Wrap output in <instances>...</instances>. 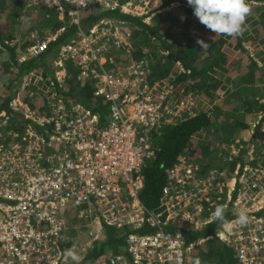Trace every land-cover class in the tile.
<instances>
[{
	"label": "built area",
	"instance_id": "obj_1",
	"mask_svg": "<svg viewBox=\"0 0 264 264\" xmlns=\"http://www.w3.org/2000/svg\"><path fill=\"white\" fill-rule=\"evenodd\" d=\"M23 1L46 6L69 23H77L92 7L123 11L124 5H130L118 0ZM108 22L104 19L101 24ZM62 30H44L19 60L39 56ZM77 35L80 40L73 36L61 46L54 63L63 76L61 81L54 77L62 82L67 76L64 62L76 59L77 79H96L94 95L106 111L67 105L58 97L49 103L50 114L44 115L17 97L10 106L22 115V130L12 127L6 112H0V264L73 263L66 258V251L76 247L74 227L65 221L70 204L83 208L78 211L80 218H91L84 224L88 240L77 251L80 261L93 241L104 238V224L130 228L124 232L122 250H106L83 264H193L199 259L194 249L213 240L233 253L230 264H264V160L243 161L241 170L237 164L227 201L220 203L230 214L227 221L246 211L247 225L233 224L231 230L220 225L214 234L187 242L185 231L199 229L198 224L190 225L191 215L207 204L214 182L224 180L221 172L196 179L198 168L181 157L166 170L157 210H148L139 197L141 169L154 154L155 138L164 127L191 115L184 111V99L172 95L165 82L150 85L144 56L115 70L104 69L105 60H99L103 45L97 43L103 35L99 25ZM151 228V232L142 230Z\"/></svg>",
	"mask_w": 264,
	"mask_h": 264
},
{
	"label": "trees",
	"instance_id": "obj_2",
	"mask_svg": "<svg viewBox=\"0 0 264 264\" xmlns=\"http://www.w3.org/2000/svg\"><path fill=\"white\" fill-rule=\"evenodd\" d=\"M127 1L136 3L139 0H118L120 5ZM161 2V8L168 7L173 3L179 5L175 7L176 10L173 12L154 15L150 23L145 22L142 17L124 13L120 8L103 10L95 7H92L88 13L83 14L77 23H69L66 16L59 20L56 11L43 6L39 8L41 9L39 19L33 21L34 27L27 26V28H31L30 31L33 30L38 35H41L47 29L63 28V30L57 39L50 42L46 50L39 56L25 58L20 61L15 52L16 43L13 45L8 43L13 37L9 35L10 33L4 35L1 29H4L7 23L15 25L20 21L22 18L20 12L23 10L25 3L23 0H0V46L9 53L5 61H2L0 56V76L10 68L15 69L16 73L14 79L8 78V81L0 82V85H6L5 90L0 92V112H6L12 122L11 126L18 127L21 130L24 128L25 121L20 113L11 108L10 103L12 100L11 91L16 90L17 83H21L24 76L29 79L35 76L36 81L30 90L32 94L24 96L22 93L21 99L30 109L41 114L49 115V103L55 101L58 97H61L67 105L79 103L94 112L106 111L107 106H102L101 98L94 95L96 79L88 78L84 81L77 79L79 67L76 64V59H67L64 62L67 76L62 82L56 80L51 64L48 62L50 58H56L61 46L71 37L76 36L78 33L88 34L89 30L103 19L116 21V23L120 22L121 27H127L129 31L127 41L132 45L131 49H127L128 47H125L123 43L118 42L114 37H104V46L99 53L100 57L106 59L103 68L115 70L126 65L132 59L142 56L148 59L149 56L145 55V51L153 52V56H150L153 57L151 68H149L151 69V76L163 78L170 73L166 81L175 92L181 91V97L188 93L195 95L204 93L213 97L216 89L225 87L227 78L225 74L227 76L236 75L240 70H244L241 88L231 92L226 90V94L228 92L226 100L234 98L238 106L230 104L231 111L228 113L220 112L218 108L214 107L215 112L212 116L205 112L192 114L176 124L164 127L155 138L154 154L146 160L141 169L143 181L139 197L148 210H157L159 207L161 189L166 182L167 169L173 167L181 157L188 161H194L195 155L205 154L206 148L210 147L205 138L214 133L227 132L231 127L238 130H247L249 118L255 112L254 106L258 105L259 109L264 110V103H259L258 98L254 99L256 93L251 89L257 83H264V69L259 67L253 58L248 57V54L244 55L246 61H242V57L233 58L231 56L233 52H230L226 46V44L229 46L235 43V49H240L241 35L235 37L216 36L214 32L199 22L198 18L193 15L192 7L187 6L185 0H161ZM248 2L262 3L264 0H248ZM65 5L67 6V4ZM66 6L64 7L67 8ZM182 16L185 19L181 20ZM260 22L264 27V13L261 14ZM26 23L28 24V21ZM198 38L204 40L210 47L203 50L196 43ZM160 50L166 54L159 53ZM240 51L246 52L242 48ZM236 56L239 57L238 54ZM171 61H176L179 65L173 68ZM94 66H96V63H94ZM38 70L39 72H37ZM249 88L253 91L252 93H249ZM246 90L247 92H245ZM256 129L255 132H258L259 126ZM253 136V134L250 136L249 141L252 140ZM214 137V139H217L216 135ZM225 140L229 142L227 138ZM244 151L245 149H239L226 162L218 164L217 170L225 173L224 177L232 173L237 164L240 165L241 170L244 164L242 156ZM223 155L225 153L221 151V156ZM255 162L252 161L251 164H255ZM209 165L201 161L199 164L200 170H198L200 176H203V173L205 174L206 170L209 169ZM66 214V220L79 221L74 214ZM229 218L230 214L226 210L225 219L228 220ZM220 225L221 222L214 219L198 230L185 231L186 241L190 242L214 234ZM81 227L79 226L75 230L76 243L83 241L80 236ZM171 228L174 229L175 227L171 226ZM124 229L119 230L104 224V238L100 241H93L91 248H87L80 264L85 263L86 260L94 261L106 250L113 252L122 250L125 238L124 232L130 231V228ZM142 230L151 232L152 228ZM214 241H208L207 245L203 244L195 248L193 251L194 257H207L211 254L214 250ZM231 256V253L228 252L226 261L230 262L232 260ZM71 264H75V262Z\"/></svg>",
	"mask_w": 264,
	"mask_h": 264
},
{
	"label": "rangeland",
	"instance_id": "obj_3",
	"mask_svg": "<svg viewBox=\"0 0 264 264\" xmlns=\"http://www.w3.org/2000/svg\"><path fill=\"white\" fill-rule=\"evenodd\" d=\"M130 2V5L126 4L124 5L123 11L124 13H129L131 15H136L139 17H142L145 22L150 23L151 19L154 15H160V13H170L176 10V6L179 5L178 3H173L169 5L168 7L161 8V0H139L138 2ZM251 7V14L247 17L246 22H245V32L241 35V48L245 50L246 52H241L240 49H235V43L231 44L228 46L227 49L232 53L233 58H240L242 57V61H246L244 58V55L248 54V57L253 58L257 65L264 69V27L261 24V14L264 13V2L262 3H251L248 2ZM185 4H187V0H185ZM40 5H27L26 3L24 4L23 10L20 12V16L22 15V18L18 23L15 25H9L8 23L5 25L4 29L2 28L1 31L4 33V35H11L12 40L8 42L10 45H13L16 43V49L15 52L17 53L18 58L20 59L21 56L26 54L27 48L29 47V44H32L35 42L37 38H39L40 35H38L36 32L33 30L30 31L31 28H27V26L34 27L33 21H37L39 19V11L41 9ZM122 11V12H123ZM28 21V24L26 23ZM119 23V24H118ZM116 23V21H110L108 23H105L106 25L102 26V33L100 39L97 40V43L100 45L104 46V37H114L118 42H121L125 45V47H128L127 49H131L132 45L129 43L128 36H129V31L127 27H121L120 22ZM166 23V22H165ZM255 23V24H253ZM164 24V23H163ZM29 30V31H28ZM75 40H80L78 38V35L75 36ZM76 41V42H77ZM95 45V44H94ZM98 45V46H100ZM97 47V46H95ZM94 46L93 48L96 49ZM97 51V50H96ZM101 51V48H100ZM236 54L239 55L236 56ZM0 56L1 60L5 61L9 53L3 49L0 46ZM125 58V57H124ZM123 58V59H124ZM100 63H103L105 57H101ZM1 61V62H2ZM54 58L49 59V64H51L54 76H56L60 81L63 76V71L59 69L55 63H54ZM151 61L152 59H148V66L151 68ZM242 63V62H241ZM230 64V62H229ZM243 65V63H242ZM123 65L122 67H124ZM233 68V67H231ZM39 72V70L37 71ZM151 72V69H149V73ZM238 72V71H237ZM15 69L10 68L8 71H5L4 74L0 76V82L2 83L3 81L6 82L8 81V78L14 79L15 76ZM170 74V73H169ZM168 74V76H169ZM239 74V75H238ZM31 76V75H30ZM166 76V77H168ZM35 77V76H34ZM34 77L29 79L27 76L23 77V80L21 83H17L16 85V90L11 91L12 99L19 97V99L22 101V93L24 96H30L32 94V91H30L33 87L34 84ZM226 83L224 88H219L214 91V96H207L204 93L200 94H192L188 93L181 99H184V111L190 112L192 114H196L198 112H205L208 115H213L215 112L214 107L218 108V110L221 112H230L231 107L230 104L233 106H238L237 101H235L234 98L231 100H226V90L231 92L232 90H239L241 88V79L244 77V70H240L236 75H226ZM165 84L168 87V89L171 91L172 95H178L181 94V91L175 92L173 88L171 87L170 84L167 83L165 80ZM0 83V84H1ZM13 84H15L13 82ZM6 88V85L2 86L0 85V92L4 91ZM15 88V87H14ZM250 89V88H249ZM254 90L255 98H258V102L264 103V83H257L256 86L251 88ZM250 89V90H251ZM248 90V89H247ZM247 90L245 92H247ZM249 90V93H252L253 91ZM224 99V100H223ZM219 103L220 101H222ZM255 107V112L251 114L248 124L249 127L247 130H238L237 128L231 127L227 132H217L212 134L211 136H207L208 138H205V141L208 142L210 147L206 148L205 154L201 155H195L193 160L194 161H188L190 164L193 166L197 167L198 170H200L199 164L201 161L204 164H210L208 167L209 169L206 170L205 174H209L211 171L217 170V165L220 163L226 162V160L229 159L230 156H233L235 153L238 152L239 149H245V151L242 153L243 156V161L248 162V161H263L264 158L261 156V150L264 145V110L259 109V106H254ZM219 112V113H220ZM239 113V112H237ZM259 126V131L255 132L257 129L256 127ZM219 134V135H218ZM254 135L252 140L249 141V138L251 135ZM217 136V139H214V136ZM214 137V138H213ZM225 138L229 140V142H226ZM221 151L225 153V155L221 156ZM224 172V171H222ZM222 176L224 177L225 173H221ZM204 175V173H203ZM246 178H248V175H245ZM196 174V179H199ZM221 177V176H220ZM231 177V173L226 175L224 177V180L220 178L214 184L212 185V190L211 194L209 195V200L207 204H203L201 206V212L192 213V223L190 225L193 227L195 224H198L199 229L202 227L203 222L214 218L212 216V213L215 210V207L220 205V203H225L227 201V190H228V183ZM250 177V174H249ZM223 183V184H222ZM206 205V206H205ZM69 208L67 211H69L72 214H75L78 211H83V208H77L72 206L71 204L68 205ZM79 217L80 214L78 213ZM64 216V214H63ZM65 219V218H64ZM78 220L81 219V221L77 220H66V223L69 224L70 227H76L79 228V226H82L80 229V236L83 238L82 240L85 242V234L84 232V224L85 222H90V217L85 215H82L81 218H76ZM82 224V225H81ZM75 228V230H76ZM208 242H205L204 245H207ZM77 246H80L77 244ZM221 247V248H220ZM198 248V247H197ZM213 248L214 250L212 251L211 254H209L207 257H199V260L201 261V264H230L228 261H226V256L227 253L230 252V250L225 247L222 243L219 241L215 240L213 243ZM206 252V251H205ZM231 255L233 253L231 252ZM80 257V256H79ZM226 261V262H225Z\"/></svg>",
	"mask_w": 264,
	"mask_h": 264
},
{
	"label": "clouds",
	"instance_id": "obj_4",
	"mask_svg": "<svg viewBox=\"0 0 264 264\" xmlns=\"http://www.w3.org/2000/svg\"><path fill=\"white\" fill-rule=\"evenodd\" d=\"M187 4L192 7L193 15L198 18L199 22L206 26L207 29L214 32L216 36L225 35L228 37H235L242 35L245 31L246 19L251 14V7L248 0H187ZM183 19H185V17L182 16L181 20ZM101 22L102 20L93 27L98 25L102 27L103 25H106L104 23L101 24ZM196 43L200 45L203 50H207L210 47L208 43L199 38ZM225 212L226 206L218 205L212 213V216L221 222V227L225 230H231L233 224L246 226L249 221L248 214L244 210L238 213L234 221H227L225 219ZM75 228L76 227H74V230ZM85 236V240L87 241V235L85 234ZM75 241L76 240H74L76 247L70 248L66 251V258H70L75 264H80V257L77 251L86 241H81L79 243H76ZM77 244L80 246H77ZM193 264H201V261L196 259Z\"/></svg>",
	"mask_w": 264,
	"mask_h": 264
},
{
	"label": "crops",
	"instance_id": "obj_5",
	"mask_svg": "<svg viewBox=\"0 0 264 264\" xmlns=\"http://www.w3.org/2000/svg\"><path fill=\"white\" fill-rule=\"evenodd\" d=\"M146 53H145V55L147 56H149L148 57V59L150 60V59H152L153 57H150L152 54H153V52H150V51H145ZM159 53H164V54H166L165 52H163V51H159ZM153 56V55H152ZM171 63H172V67L174 68V67H177L179 64H178V62H176V61H171ZM171 67V68H172ZM168 76V75H167ZM167 79V77L165 76V77H163V78H155V77H152L151 76V72L149 73V83H150V85H152V86H155V85H157V84H162V83H164L165 82V80ZM75 216H76V218H79L80 219V217L78 216V212H76L75 213ZM79 221H81V219L79 220ZM89 223V222H88ZM87 222H85V225L86 224H88ZM73 234H74V240H76V234H75V230L73 229Z\"/></svg>",
	"mask_w": 264,
	"mask_h": 264
}]
</instances>
